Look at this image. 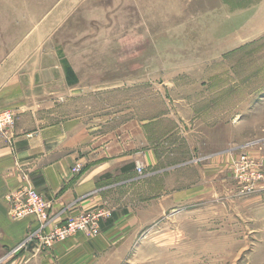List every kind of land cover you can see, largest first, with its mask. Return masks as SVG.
Returning a JSON list of instances; mask_svg holds the SVG:
<instances>
[{
  "label": "rangeland",
  "instance_id": "374dc122",
  "mask_svg": "<svg viewBox=\"0 0 264 264\" xmlns=\"http://www.w3.org/2000/svg\"><path fill=\"white\" fill-rule=\"evenodd\" d=\"M36 11L52 18L51 50L86 80L123 85L102 107L147 105L166 81L192 95L200 154L223 145L228 156L165 177L181 199L166 197L133 250L100 264H264V0H37ZM243 154L257 165L243 167Z\"/></svg>",
  "mask_w": 264,
  "mask_h": 264
},
{
  "label": "crops",
  "instance_id": "0c3cea01",
  "mask_svg": "<svg viewBox=\"0 0 264 264\" xmlns=\"http://www.w3.org/2000/svg\"><path fill=\"white\" fill-rule=\"evenodd\" d=\"M36 1L0 0V112L17 114L14 127L0 135V259L6 264H100L103 257L133 250L136 228L164 213L166 197L181 199L186 189L168 194L165 177L193 168L201 157L228 156L223 145L200 154L204 145L199 141L206 135L194 123L192 95L175 94L166 81L147 105L115 107L111 101L102 107V93L113 99L123 85L116 78L86 80L72 61L51 50L46 38L52 18L38 21ZM147 78L141 74L124 82ZM78 163L83 170L76 173ZM28 186L52 201L44 225L34 215L13 217L9 196ZM95 207L111 211L100 233L79 232L51 246L42 244L43 236L69 216ZM36 232V244L20 247Z\"/></svg>",
  "mask_w": 264,
  "mask_h": 264
},
{
  "label": "built area",
  "instance_id": "2783aa9c",
  "mask_svg": "<svg viewBox=\"0 0 264 264\" xmlns=\"http://www.w3.org/2000/svg\"><path fill=\"white\" fill-rule=\"evenodd\" d=\"M17 114L12 110H5L0 112V135L7 133L12 129L16 122ZM242 166L250 167L254 164L257 165L249 155L243 154ZM258 167V166H257ZM83 170V165L78 163L73 167V171L79 173ZM137 171L140 174L144 173L142 166H137ZM253 173L250 178L256 180L260 179L257 175L259 169H252ZM13 202V217L16 219L23 218L28 215H34L44 225L50 217V208L52 201L47 199L37 188L34 186L23 187L17 191H14L9 196ZM111 211L105 207H95L79 212L78 214L69 216L65 222L57 228L51 230L48 234L43 236L42 244L51 246L55 241L65 240L72 235L79 232H84L90 235H97L101 231V221L104 218L110 217ZM40 239L38 233L29 235L22 246H31L36 244V240ZM6 258L0 259V264H6Z\"/></svg>",
  "mask_w": 264,
  "mask_h": 264
}]
</instances>
